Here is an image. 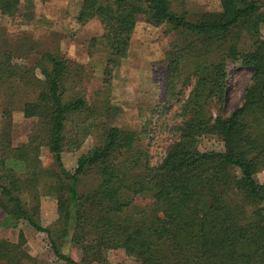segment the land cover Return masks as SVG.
<instances>
[{
    "label": "trees",
    "instance_id": "16d2710c",
    "mask_svg": "<svg viewBox=\"0 0 264 264\" xmlns=\"http://www.w3.org/2000/svg\"><path fill=\"white\" fill-rule=\"evenodd\" d=\"M20 1L0 0V16L14 17ZM92 19L102 32L88 39L86 53L103 58L97 91L105 94L139 22L189 37L167 51L164 103L137 108L139 129L117 126L109 122L115 107L107 95L87 92L82 64L50 51L28 63L3 47L0 232L21 223L43 232L64 264H122L108 261L112 249L134 264H264V182L255 179L264 168V0H218L217 9L194 17L171 0H81L73 21ZM230 64L252 72L241 104L224 114ZM173 99L176 109L161 115ZM16 108L35 121L19 144L11 136ZM71 123L74 137L94 131L96 140L67 169L62 153L73 141ZM149 132L171 139L156 162L144 142ZM207 136L221 149L199 150ZM42 193L56 204L48 226L40 222ZM66 241L78 259L62 251ZM24 245L21 230L16 240L0 236V264L36 263Z\"/></svg>",
    "mask_w": 264,
    "mask_h": 264
},
{
    "label": "rangeland",
    "instance_id": "374dc122",
    "mask_svg": "<svg viewBox=\"0 0 264 264\" xmlns=\"http://www.w3.org/2000/svg\"><path fill=\"white\" fill-rule=\"evenodd\" d=\"M80 2L81 0H21L19 10L14 17L0 16V53L3 47L15 48L16 54L21 53L28 63L34 61L44 51L68 57L85 67L88 77L87 92L90 96L101 99L105 94L98 92L100 91L98 88L101 87L103 58L97 54L88 56L86 45L91 36L101 34L102 28L97 19L89 20L83 25L73 21ZM171 3L175 10L184 12L189 17L218 8V0H171ZM187 38L189 39L185 34L171 30L165 25L155 27L139 22L135 26L127 55L119 60L113 72L111 85L106 89L105 95L115 107L109 119L110 123L120 127L139 129L141 118L138 116L137 108L164 103L167 51L172 45L184 42ZM4 40L7 45L3 43ZM228 71L225 97L222 103L224 114L241 104L244 89L252 72L249 67L240 64H230ZM170 104L167 111L163 108L164 113L161 115L166 116L165 114H170L176 109L174 99L167 107ZM143 114L148 116L147 111ZM157 116L159 115H149V118H152L151 122H154ZM76 124L82 127L80 122ZM34 126L35 121L23 118L19 109L16 108L11 114L13 144L25 141ZM67 130L71 132L70 136L73 141L67 144V149L62 153V159L65 167L72 169L76 165L77 157L94 145L96 134L92 131L89 134L74 137L75 125L72 123L68 125ZM170 141L166 132L148 133L144 142L149 143L152 162L159 160ZM198 149L201 151L220 150L221 143L214 136H207L198 143ZM40 157L43 165L51 164L52 158L45 147L41 148ZM255 179L259 183L264 182V168L255 174ZM39 216L44 226L50 225L56 219V204L52 196L48 194L40 196ZM20 230L25 236L24 246L28 253L36 259L34 264H64L52 254L46 234L37 232L24 223L17 228L1 230L0 236L16 240ZM62 251L74 259L79 258V250L68 241L63 244ZM107 259L110 263H135V260L126 256L121 249L107 251Z\"/></svg>",
    "mask_w": 264,
    "mask_h": 264
}]
</instances>
